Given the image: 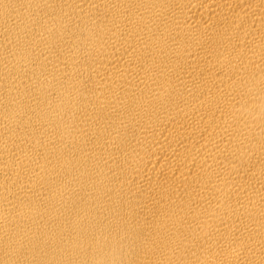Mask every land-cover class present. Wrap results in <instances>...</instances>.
<instances>
[{
    "label": "bare ground",
    "instance_id": "1",
    "mask_svg": "<svg viewBox=\"0 0 264 264\" xmlns=\"http://www.w3.org/2000/svg\"><path fill=\"white\" fill-rule=\"evenodd\" d=\"M0 264H264V0H0Z\"/></svg>",
    "mask_w": 264,
    "mask_h": 264
}]
</instances>
